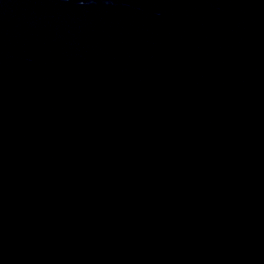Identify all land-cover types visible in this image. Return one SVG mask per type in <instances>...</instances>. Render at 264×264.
<instances>
[{"label": "water", "instance_id": "water-1", "mask_svg": "<svg viewBox=\"0 0 264 264\" xmlns=\"http://www.w3.org/2000/svg\"><path fill=\"white\" fill-rule=\"evenodd\" d=\"M0 264H264V0H0Z\"/></svg>", "mask_w": 264, "mask_h": 264}]
</instances>
